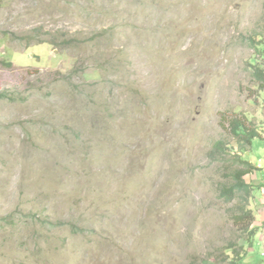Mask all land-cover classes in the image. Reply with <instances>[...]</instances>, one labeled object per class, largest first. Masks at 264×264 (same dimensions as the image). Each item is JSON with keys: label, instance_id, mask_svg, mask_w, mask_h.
<instances>
[{"label": "rangeland", "instance_id": "rangeland-1", "mask_svg": "<svg viewBox=\"0 0 264 264\" xmlns=\"http://www.w3.org/2000/svg\"><path fill=\"white\" fill-rule=\"evenodd\" d=\"M263 32L264 0H0V264H264Z\"/></svg>", "mask_w": 264, "mask_h": 264}, {"label": "trees", "instance_id": "trees-1", "mask_svg": "<svg viewBox=\"0 0 264 264\" xmlns=\"http://www.w3.org/2000/svg\"><path fill=\"white\" fill-rule=\"evenodd\" d=\"M255 40L261 45L260 49L262 50L260 53L264 54V32L262 34H259L255 38ZM255 46L258 47L257 45ZM255 73L259 81H262V88H264V72L256 70ZM7 97L8 95H6V93H0V100L5 98L7 99ZM229 125L230 132L233 133V136L236 138L239 144L249 146L250 148L253 147L254 140L259 137L256 131L250 130L245 125V123L238 119L232 120L231 122H229ZM212 154H214L215 156L226 154V147L223 142H217L214 145ZM241 163L245 165V168L241 170H236L233 173V184L229 186H222L221 196L227 203H230L233 202L239 194L245 195V197H243L242 202H238V205L236 207V210L234 211L232 218L236 225H240L241 233L249 235L248 240H246L245 242L246 246L252 247L256 245L253 242V238L255 237V232L258 228L253 226L252 230L250 231V227L253 225L255 219L253 217V212L251 210H246L245 207L246 205L248 206V201L251 197V193H253L254 186L246 182V177L251 175L253 172L258 171L259 168L256 164H251L248 161H242ZM234 255H238V259L240 260L243 259V256H241L240 252L238 251H233V253L230 254V257H233ZM246 255H244V257ZM234 263L236 264V261Z\"/></svg>", "mask_w": 264, "mask_h": 264}]
</instances>
